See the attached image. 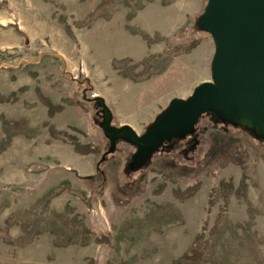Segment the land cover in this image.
Instances as JSON below:
<instances>
[{
    "label": "rangeland",
    "instance_id": "1",
    "mask_svg": "<svg viewBox=\"0 0 264 264\" xmlns=\"http://www.w3.org/2000/svg\"><path fill=\"white\" fill-rule=\"evenodd\" d=\"M207 2L0 0V264H177L200 233L204 264H264L262 136L207 111L134 166L100 124L98 97L144 134L212 80Z\"/></svg>",
    "mask_w": 264,
    "mask_h": 264
},
{
    "label": "water",
    "instance_id": "2",
    "mask_svg": "<svg viewBox=\"0 0 264 264\" xmlns=\"http://www.w3.org/2000/svg\"><path fill=\"white\" fill-rule=\"evenodd\" d=\"M199 25L215 43L212 80L197 85L186 100L172 99L144 134L129 124L112 125L111 110L97 98L110 151L119 139L136 146L131 165L142 166L172 136L193 132L207 111L264 138V0H208Z\"/></svg>",
    "mask_w": 264,
    "mask_h": 264
},
{
    "label": "trees",
    "instance_id": "3",
    "mask_svg": "<svg viewBox=\"0 0 264 264\" xmlns=\"http://www.w3.org/2000/svg\"><path fill=\"white\" fill-rule=\"evenodd\" d=\"M106 5V3L104 4ZM94 17V14L91 15V18ZM42 97V100L50 107V115H54L55 112L61 111L63 106L61 105H55L50 102L47 98ZM162 112V111H161ZM66 140L72 144H74L76 152L79 153H90V152H97L98 150L95 147L89 146V145H82L80 144L75 137L72 136H67ZM100 153V152H99ZM234 157V156H232ZM233 161L240 162L237 158H233ZM199 188V184L193 185L188 187L186 190L179 191L176 190V193L178 196L181 197H187L191 196ZM64 189V188H63ZM204 229H206V226H204ZM207 242L204 239V236L202 233H200L198 236H196L195 240L192 242L190 248L186 253H184L181 257L176 259L177 264H204L205 263V258H206V250H207Z\"/></svg>",
    "mask_w": 264,
    "mask_h": 264
},
{
    "label": "crops",
    "instance_id": "4",
    "mask_svg": "<svg viewBox=\"0 0 264 264\" xmlns=\"http://www.w3.org/2000/svg\"><path fill=\"white\" fill-rule=\"evenodd\" d=\"M126 124V123H125ZM125 141V140H124ZM131 144V143H130Z\"/></svg>",
    "mask_w": 264,
    "mask_h": 264
}]
</instances>
